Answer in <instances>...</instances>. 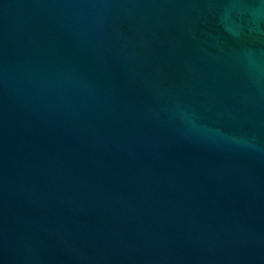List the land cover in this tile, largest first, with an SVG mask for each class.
Instances as JSON below:
<instances>
[{
  "label": "water",
  "instance_id": "obj_1",
  "mask_svg": "<svg viewBox=\"0 0 264 264\" xmlns=\"http://www.w3.org/2000/svg\"><path fill=\"white\" fill-rule=\"evenodd\" d=\"M0 264H264V0H0Z\"/></svg>",
  "mask_w": 264,
  "mask_h": 264
}]
</instances>
